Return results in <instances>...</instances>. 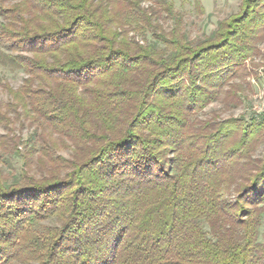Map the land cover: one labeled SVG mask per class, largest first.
Here are the masks:
<instances>
[{
    "label": "trees",
    "instance_id": "1",
    "mask_svg": "<svg viewBox=\"0 0 264 264\" xmlns=\"http://www.w3.org/2000/svg\"><path fill=\"white\" fill-rule=\"evenodd\" d=\"M263 42L264 0L197 42L170 0H0V264H264V111L222 116Z\"/></svg>",
    "mask_w": 264,
    "mask_h": 264
},
{
    "label": "rangeland",
    "instance_id": "2",
    "mask_svg": "<svg viewBox=\"0 0 264 264\" xmlns=\"http://www.w3.org/2000/svg\"><path fill=\"white\" fill-rule=\"evenodd\" d=\"M174 3L177 11L183 15L184 30L189 39L197 42L205 35H210L216 28L220 21H223L231 15L240 12V6L243 0H200V8L195 4L194 0H170ZM262 55L255 61V66L250 67L251 75L247 76V81L251 88L244 93V100L240 107L234 110L225 112L223 117L229 116H246L249 118L254 113H262L264 111V42L260 44ZM25 74L20 70H10L4 65H0V100L7 102L9 94L3 88V84L8 82L13 88L19 87ZM246 84V83H245ZM247 85V84H246ZM245 85V86H246ZM222 108L220 101H215L208 105L200 117H207L214 110ZM31 129L27 126H16V134L20 135L22 142L20 149L24 150L26 140ZM5 127L0 126V135L6 134ZM264 151L263 147L258 151L261 154ZM68 155V151H63ZM22 165L21 158L16 154L7 155V161L2 164L3 171L6 174L18 173ZM44 224H56L55 220H48ZM264 231V219L262 225Z\"/></svg>",
    "mask_w": 264,
    "mask_h": 264
}]
</instances>
